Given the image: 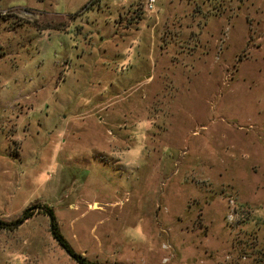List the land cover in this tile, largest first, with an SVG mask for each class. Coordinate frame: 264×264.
I'll return each instance as SVG.
<instances>
[{
  "label": "rangeland",
  "instance_id": "obj_1",
  "mask_svg": "<svg viewBox=\"0 0 264 264\" xmlns=\"http://www.w3.org/2000/svg\"><path fill=\"white\" fill-rule=\"evenodd\" d=\"M42 204L94 264H264V0H0V264H78Z\"/></svg>",
  "mask_w": 264,
  "mask_h": 264
},
{
  "label": "trees",
  "instance_id": "obj_2",
  "mask_svg": "<svg viewBox=\"0 0 264 264\" xmlns=\"http://www.w3.org/2000/svg\"><path fill=\"white\" fill-rule=\"evenodd\" d=\"M40 207H41L42 211L46 215H48V217H49L48 223H49V226H50V231H51L52 237L61 246V248H63L69 254V257L72 258L78 264H94L93 262L86 260L82 255H80L77 252H74L71 249V247L68 245V243L63 238V236L61 235V233L58 231L50 207L47 206V205H45V204H42ZM1 225L8 226L9 224L0 221V226Z\"/></svg>",
  "mask_w": 264,
  "mask_h": 264
},
{
  "label": "water",
  "instance_id": "obj_3",
  "mask_svg": "<svg viewBox=\"0 0 264 264\" xmlns=\"http://www.w3.org/2000/svg\"><path fill=\"white\" fill-rule=\"evenodd\" d=\"M46 216H47V219H48V221H49V217H48V215H46ZM23 218H25L24 215L22 216V219H23ZM18 223H20V221H17V222H16V224H18ZM49 231H50V226H49ZM50 233H51V231H50ZM62 249H63V248H62ZM63 251L67 254V256H69V254H68L64 249H63Z\"/></svg>",
  "mask_w": 264,
  "mask_h": 264
},
{
  "label": "built area",
  "instance_id": "obj_4",
  "mask_svg": "<svg viewBox=\"0 0 264 264\" xmlns=\"http://www.w3.org/2000/svg\"><path fill=\"white\" fill-rule=\"evenodd\" d=\"M153 0H146V7L147 8H150V6H151V2H152Z\"/></svg>",
  "mask_w": 264,
  "mask_h": 264
}]
</instances>
